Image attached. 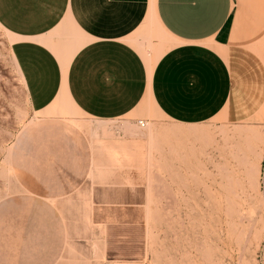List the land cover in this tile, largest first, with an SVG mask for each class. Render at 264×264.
<instances>
[{"label": "crops", "instance_id": "0c3cea01", "mask_svg": "<svg viewBox=\"0 0 264 264\" xmlns=\"http://www.w3.org/2000/svg\"><path fill=\"white\" fill-rule=\"evenodd\" d=\"M0 27L36 118L9 155L18 192L0 204V264H57L63 247L73 258L75 243L91 242L89 225L74 218L75 196L106 193L74 185L90 160L70 155L66 170L43 167L58 161L45 148L61 135L49 126L59 100L96 120L148 101L184 126L241 124L264 109V0H0ZM106 241L99 262L128 258L113 234Z\"/></svg>", "mask_w": 264, "mask_h": 264}, {"label": "rangeland", "instance_id": "374dc122", "mask_svg": "<svg viewBox=\"0 0 264 264\" xmlns=\"http://www.w3.org/2000/svg\"><path fill=\"white\" fill-rule=\"evenodd\" d=\"M12 42L0 27V204L16 201L19 165L9 155L36 119ZM56 106L49 126L61 135L45 149L58 161L44 169L66 170L67 156L84 157L88 172L74 185L106 192L75 196L74 218L89 225L91 242L84 250L75 243L73 258L63 247L57 264H89L83 259L89 250L93 264H264V116L184 126L148 101L112 120L89 118L67 99ZM99 216L105 223L96 225ZM111 234L117 254L128 258L99 262Z\"/></svg>", "mask_w": 264, "mask_h": 264}, {"label": "bare ground", "instance_id": "6f19581e", "mask_svg": "<svg viewBox=\"0 0 264 264\" xmlns=\"http://www.w3.org/2000/svg\"><path fill=\"white\" fill-rule=\"evenodd\" d=\"M259 114H261V116L263 117L264 116V109L259 113ZM34 121V120H33ZM32 122V121H31ZM264 122V121H263ZM145 125H146V123H144V127H145ZM144 127H141L140 126V128H144ZM96 130V129H95ZM94 132V131H93ZM133 138V137H132Z\"/></svg>", "mask_w": 264, "mask_h": 264}, {"label": "built area", "instance_id": "2783aa9c", "mask_svg": "<svg viewBox=\"0 0 264 264\" xmlns=\"http://www.w3.org/2000/svg\"><path fill=\"white\" fill-rule=\"evenodd\" d=\"M138 125L141 126V127H144V122L139 121V122H138Z\"/></svg>", "mask_w": 264, "mask_h": 264}]
</instances>
